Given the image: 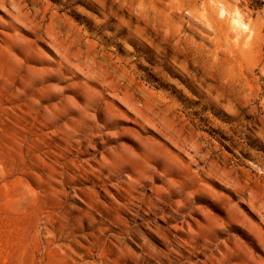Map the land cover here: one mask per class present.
<instances>
[{"label": "rangeland", "instance_id": "rangeland-1", "mask_svg": "<svg viewBox=\"0 0 264 264\" xmlns=\"http://www.w3.org/2000/svg\"><path fill=\"white\" fill-rule=\"evenodd\" d=\"M0 264H264V0H0Z\"/></svg>", "mask_w": 264, "mask_h": 264}, {"label": "bare ground", "instance_id": "bare-ground-1", "mask_svg": "<svg viewBox=\"0 0 264 264\" xmlns=\"http://www.w3.org/2000/svg\"><path fill=\"white\" fill-rule=\"evenodd\" d=\"M236 21H237L238 23H240L239 20H236Z\"/></svg>", "mask_w": 264, "mask_h": 264}]
</instances>
